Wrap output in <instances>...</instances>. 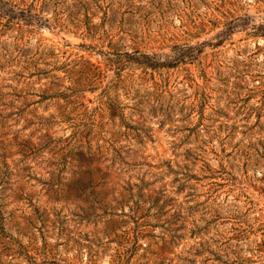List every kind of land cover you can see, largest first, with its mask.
Returning <instances> with one entry per match:
<instances>
[{"label": "rangeland", "instance_id": "rangeland-1", "mask_svg": "<svg viewBox=\"0 0 264 264\" xmlns=\"http://www.w3.org/2000/svg\"><path fill=\"white\" fill-rule=\"evenodd\" d=\"M3 1L0 264H264V0Z\"/></svg>", "mask_w": 264, "mask_h": 264}, {"label": "trees", "instance_id": "trees-1", "mask_svg": "<svg viewBox=\"0 0 264 264\" xmlns=\"http://www.w3.org/2000/svg\"><path fill=\"white\" fill-rule=\"evenodd\" d=\"M0 4H1V6L6 5V3L3 0L0 2Z\"/></svg>", "mask_w": 264, "mask_h": 264}]
</instances>
